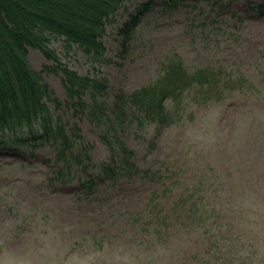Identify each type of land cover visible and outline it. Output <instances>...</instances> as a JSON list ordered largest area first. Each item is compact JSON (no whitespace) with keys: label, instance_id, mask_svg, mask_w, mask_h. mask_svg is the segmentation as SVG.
I'll return each mask as SVG.
<instances>
[{"label":"rangeland","instance_id":"374dc122","mask_svg":"<svg viewBox=\"0 0 264 264\" xmlns=\"http://www.w3.org/2000/svg\"><path fill=\"white\" fill-rule=\"evenodd\" d=\"M147 1L124 0L105 25L110 93L151 82L175 55L187 72L219 74L223 96L184 91L165 101L172 122L128 124L124 144L149 172L110 179L100 130L73 114L61 73L29 48L82 162L56 144L0 137V264H264V0H150L119 54L117 28ZM52 45L89 70L79 49Z\"/></svg>","mask_w":264,"mask_h":264},{"label":"trees","instance_id":"16d2710c","mask_svg":"<svg viewBox=\"0 0 264 264\" xmlns=\"http://www.w3.org/2000/svg\"><path fill=\"white\" fill-rule=\"evenodd\" d=\"M123 1L0 0V137L9 133L22 143L41 140L56 144L60 157L65 158L67 150L72 165L82 162L76 140L54 113L60 103L28 61V48L39 50L55 64L47 69L61 73L66 104L73 114L86 116L100 130V138L110 149L102 172L110 179L149 172L134 163V151L124 144L122 132L128 124L141 129L150 122H172L165 101H180L184 91L203 101L223 96L219 74L206 69L187 72L175 55L164 59L151 82L129 93L111 94L109 79L101 68L110 61L102 37L107 21ZM150 4V0L138 4L117 28L119 54L126 52L134 28ZM55 40L66 50L76 47L83 52L90 61L89 70L81 74L63 62L52 45Z\"/></svg>","mask_w":264,"mask_h":264}]
</instances>
